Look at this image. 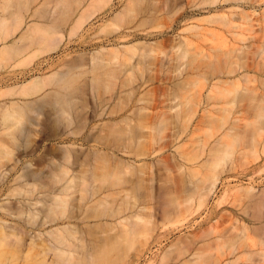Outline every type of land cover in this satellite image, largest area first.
I'll list each match as a JSON object with an SVG mask.
<instances>
[{
    "label": "rangeland",
    "instance_id": "obj_1",
    "mask_svg": "<svg viewBox=\"0 0 264 264\" xmlns=\"http://www.w3.org/2000/svg\"><path fill=\"white\" fill-rule=\"evenodd\" d=\"M24 1L14 0L10 4L19 9L12 5L11 9L25 16L27 22L35 18L33 22L41 24V27L37 26L39 28H36L34 33L27 35L15 45H13L14 39L20 38L23 33L12 38L11 35H7L8 42H6L12 44V48L11 53L2 55L0 60V64L9 67L0 70V105L11 104L9 102L15 99L23 103L24 99L16 97L12 99L9 95V90L13 86L37 75L66 69L67 66L71 68L74 64L72 67L76 68L74 70L71 68L72 72L70 71L71 74L68 75V78H71L69 80L73 81L70 82V86L73 84V87L67 90L70 89L68 93L75 108L70 113V121L73 120V124L67 119L62 120L63 124L59 125L55 115L47 108L46 101H49L48 104L53 103L54 98L57 99L55 93L63 90L53 87L52 82L46 79L41 84L40 96L27 99L29 102L37 100L36 104L33 103L35 109H29L28 112L29 110L21 108L26 114L22 111L19 113V109L20 116L16 114L20 121L15 116L13 118L9 116L12 118L11 122L15 121L13 119L17 120L16 125L19 123L21 125L23 122L20 127H26L29 131L31 129V134L29 133L28 139L24 141V134L14 129L16 128L14 122V128L10 126V122V125L8 124L6 119L8 117L5 118L2 112L4 109L2 110L3 107L0 106V122L7 120L6 126L5 122L0 125L1 128L2 125L6 127L0 128V167L8 171V179L0 187V205L3 206L0 209L2 210L0 219L23 229V232H20V229L16 231L22 233V237H25L23 234L26 232L35 231L37 227L32 225L35 220L38 223L40 218H37L36 214H32L35 217L28 216L29 210L35 213L37 208L30 207L27 202H36L39 198V201L41 199L44 201L46 194L53 196V191L62 185L55 178L60 175L57 172L62 168H68L67 173L70 176L76 173L80 175V179L81 175H85L87 179L96 176L93 178L95 183L90 179L89 182L101 189L99 191L97 187L98 192L96 188L91 187V183L88 184L91 189L87 185L86 188L83 184L88 180L83 176L81 181L77 176L75 179L80 181V185L75 182L79 189L77 185L74 188L92 193L96 190L98 193L95 192L96 195H93L90 192L91 195L86 194L87 198L85 194V197L82 195L85 192L78 194L76 189L69 190L72 191L68 193L72 196L68 201L70 203H67L70 205L65 206L64 202L59 206L54 205L59 209L53 206V210L48 213L52 214L53 211L56 216H52V220L49 217L51 215L46 216L52 221L49 227L70 224V229L72 227L74 232L68 231L75 233L74 237L79 236L78 240L75 238L76 242H72L70 237L68 239L71 235L70 233L68 235V231L65 233V238L67 237L69 243L67 245L71 242L74 249L75 244L77 249L79 247L76 252L74 251L78 254L72 252L74 249L71 245L67 247L70 254H75L74 256L83 262L82 264L85 263L86 257L93 259L91 252L94 253L92 257L95 256L96 261L93 259L94 261L90 262L93 261L95 264H212L211 261L217 264H264L257 256L250 258L241 250L234 252L232 247L226 244L236 234L242 233L243 226L244 232H250L251 239L247 242L250 245H257L259 238L254 235L253 227L264 226V118H259L261 114L264 115V108L261 107L264 106V0H112L102 8L101 2H96L98 0H49L46 5L44 4L46 0H27V4H23ZM90 3L92 6L88 8ZM99 4L100 9L96 8ZM57 5L65 10L60 15H57L60 11ZM67 5H69L68 9H66ZM71 5L74 7V20L70 23L66 21V16L69 13L70 19ZM55 6L59 9L55 14L58 17L53 14L56 21L52 20L53 17L50 20L53 24L56 23V26H53L52 21L44 24L39 20L41 16L44 18L45 12L51 15L49 11L54 10ZM42 8L43 10L45 8V12ZM91 11L93 15L88 19ZM119 13L122 14L118 16ZM6 16L9 17V14ZM78 18L85 22H80L83 27L75 28L74 25L79 23ZM75 22L78 23L74 24ZM47 28L50 30L52 28L55 32L52 34V30L50 32ZM71 28H75L76 31L77 28L79 29L75 35L69 37V32L73 31ZM55 36L68 41L62 42L59 46L54 43H59L55 41ZM54 45L59 47L55 52L52 50ZM123 45L130 46L129 51L124 49ZM103 48L106 50L102 52L101 57L99 55L100 60H95L97 61L95 64L90 53ZM184 51L190 53L187 59L182 58ZM56 54L59 55L58 59L53 63L51 61L41 73H36L27 79L22 78L34 67ZM113 59L118 62L115 60L116 62L113 63ZM67 72L70 73L66 69ZM44 95L48 96L42 100ZM40 104L45 109L41 110ZM190 105L194 108L192 113L196 114L188 113ZM259 110H263V113ZM144 115L147 116L146 120ZM188 115L191 117L187 118ZM263 115L261 116L264 117ZM2 117L4 121L1 120ZM139 121L142 126H139ZM234 122L235 126L232 125ZM8 125L12 129H8L10 128L7 127ZM136 126L141 128L142 133L139 128L135 129ZM54 129L58 131L54 132ZM73 130L77 134L71 132ZM70 132L76 136L72 137ZM12 136L16 137L14 139L17 141H14ZM26 141H30L29 144ZM69 145L77 147L69 148L67 147ZM65 152L69 155L68 158L63 156L64 160L60 155ZM226 152L231 154L228 156ZM28 163L32 164L29 169L36 173L38 180L35 175L36 180L34 177V181L30 179L32 175L27 177L28 181L27 178L24 181L26 176L24 168H28ZM128 164L133 166L126 173L124 169ZM208 164L211 167L213 165L212 169L207 167ZM52 168L56 169L54 171L60 169L55 172L56 176L52 174ZM90 172L93 176H90ZM212 172L217 173L216 176ZM49 174H52L51 177ZM210 175L219 177V183L211 197L207 188H211L213 183L211 181L216 178L212 179ZM74 176L72 175L73 178ZM106 177H109L108 180ZM83 179L84 183H82ZM98 179H101V183L97 182ZM56 181L58 186L57 183L53 184ZM102 186L106 189H102ZM18 189L27 192L23 191L21 195ZM248 191L250 193H247ZM203 193L206 195L204 196ZM7 194L11 195L6 199ZM63 195L66 196L64 192ZM81 195L87 198L83 208L82 202L79 201L83 199H79ZM92 195L95 198H92ZM63 199L67 198L63 197ZM79 203L80 206L77 205ZM6 205L7 208L12 205L9 208L11 214L14 212L12 215L9 214L10 211L7 212V208L4 207ZM18 206L23 209L20 211ZM54 209L57 210L55 213ZM135 214L138 219L145 218L143 222L140 219L139 223L136 222L140 226L135 225L137 218L131 219L132 215L136 217ZM32 218L34 221L30 222ZM126 218L129 220L126 221ZM48 219L46 218V221ZM50 220L47 222H51ZM121 220L124 221V225H117L123 222ZM131 221L135 225L132 233L125 228L131 225L129 224ZM29 222L33 223L30 226L24 225ZM37 223L34 224L38 226ZM247 227L248 230H245ZM0 232H3L2 237L0 236V239L2 238L0 264H43L40 256L41 247L36 243L37 241L33 243L26 238L29 241L27 242L21 238L19 240L23 241L17 242L12 238L8 239L9 237H6L7 241L6 239L3 241L5 231L2 229ZM10 237L16 239L15 235ZM103 239L107 240L105 241L107 243H104L106 247L101 243ZM77 241L82 244L77 246L79 244ZM244 244L247 245L246 242ZM86 245L88 253L80 250V246L81 249L86 250L83 247ZM68 248H64L67 253ZM252 248L258 250L257 246ZM51 254L48 259L52 260L53 264L62 263L63 260L59 259L60 255L58 260L54 261L53 256L56 254L52 256ZM69 255L66 254L64 257L67 258ZM71 259L68 258L69 261L64 259L65 264H70L69 262L74 260ZM80 261L76 262L81 264ZM47 262L51 263L49 260Z\"/></svg>",
    "mask_w": 264,
    "mask_h": 264
},
{
    "label": "bare ground",
    "instance_id": "obj_2",
    "mask_svg": "<svg viewBox=\"0 0 264 264\" xmlns=\"http://www.w3.org/2000/svg\"><path fill=\"white\" fill-rule=\"evenodd\" d=\"M12 1V2H11ZM13 1L14 0H1L0 1V42L2 43V45H1V47H0V60H1V56L2 55H4V54H7V53H11V48H12V44H10V43H7L8 41H7V39H8V34L9 35H11V38H12V36L13 37H15L17 34H21L22 35V33H23V35L20 37V38H17L16 40L14 39V44L13 45H15L16 43H18L20 40H22L23 38H25L27 35H29V34H31V33H34L36 30V28H39V27H41V24H36V22L34 23L33 22V20L35 19H32V21H25L27 18L25 17V16H23V15H20L19 14V12L17 11V13L16 12H13V9H11V5L12 6H14L13 4H10V3H13ZM26 1L27 0H25L24 2H23V4H25L26 3ZM34 1V0H33ZM80 1H82V0H80ZM84 1V0H83ZM87 1V0H86ZM91 1V0H90ZM99 1L101 2V5L102 6H100V4L99 5H97L96 6V8L97 7H104V6H106L107 4H109V3H111L112 2V0H98V1H96V2H98L99 3ZM209 1V0H208ZM17 2H18V0H17ZM16 2V3H17ZM21 2V1H20ZM93 2V1H92ZM79 3V2H78ZM180 3V2H179ZM27 4V3H26ZM29 4H30V1H29ZM61 4V3H60ZM80 4H81V2H80ZM93 4V3H92ZM94 4H95V1H94ZM9 5H10V8H9ZM21 5V4H20ZM17 6V5H16ZM88 8H90V6H92L91 5V3H90V5L88 4ZM15 7V6H14ZM57 7L59 8V5H57ZM79 7H80V5H79ZM100 7H99V9H100ZM16 8V7H15ZM14 8V10L16 11V9L18 10L19 8L17 7L16 9ZM56 8V6H55V9L54 10H52V11H49L50 13H51V18L56 14V11L57 10H59L60 9V11H58L59 13H57V15H60V13L62 14L65 10H63L62 8ZM88 8H86V9H88ZM29 9V8H28ZM39 9V8H38ZM67 9V8H66ZM98 9V10H99ZM40 10V9H39ZM62 10V11H61ZM91 10V9H90ZM92 10H94V8H92ZM21 11V10H20ZM125 11V10H124ZM24 12V11H23ZM22 12V13H23ZM41 12H42V10L40 11V14H41ZM45 12V11H44ZM43 12V13H44ZM92 12L93 11H91L90 13H91V16H88L89 18L88 19H90L91 17H92ZM159 12V11H158ZM28 13V12H27ZM39 13V12H38ZM95 13V12H94ZM125 13V12H124ZM7 14H9V17L8 16H6ZM28 14H30V13H28ZM45 14H46V12H45ZM48 14V13H47ZM54 14V15H53ZM122 13H119L118 14V16L119 15H121ZM57 15H55V16H57ZM29 16V15H28ZM34 16V15H33ZM33 16H31V18H33ZM40 15H38V17H39ZM54 16V17H55ZM62 16V15H61ZM64 16V15H63ZM62 16V17H63ZM117 15H116V17H118ZM35 17V16H34ZM52 18V20L54 19L55 20V18ZM58 17V16H57ZM56 17V18H57ZM62 17H60L59 16V18H62ZM42 18V16L40 17V19ZM50 18V19H51ZM79 19V21L78 20H76V21H78L79 23L80 22H85V20H82L81 18H78ZM81 19V20H80ZM87 19V20H88ZM36 20V19H35ZM52 20H50V22L52 21ZM60 20H62V19H60ZM60 20H58V22L60 21ZM56 21V20H55ZM62 22V21H61ZM60 22V23H61ZM77 22V23H78ZM83 22V23H84ZM76 22L74 23V24H77ZM77 24L76 26L74 25V27L76 28L77 26H81V27H83V25H82V23H80V24ZM114 23V22H113ZM45 24V23H44ZM47 24V23H46ZM52 24H53V21H52ZM52 24H51V26H52ZM56 24V23H55ZM55 24H53V26H56ZM153 24V23H152ZM109 25V24H108ZM111 25V24H110ZM109 25V26H110ZM37 26H39V27H37ZM50 26V25H49ZM50 26V27H51ZM52 26V27H53ZM109 26H107L106 25V27H109ZM44 27H46V26H44ZM47 27H48V25H47ZM57 27H59V26H57ZM73 27V26H72ZM81 27H79L80 29H81ZM105 27V28H106ZM75 28L73 29V28H71V30L73 29V31H71V33L69 32V37L70 36H73V35H75V33H77V31H78V29L79 28H77V31L75 30ZM44 29V28H43ZM49 28H47V30H48ZM53 29H54V27H53ZM52 28H51V30H52V32H51V30H50V32L53 34V32H55V30H53ZM56 29V28H55ZM38 30V29H37ZM46 30V31H47ZM21 31V32H20ZM57 31V33H59L58 32V30H56ZM60 31V30H59ZM17 32V33H16ZM47 32H49V31H47ZM56 34V33H55ZM60 34V33H59ZM59 34H57V35H59ZM214 34V33H213ZM4 35H6V36H4ZM61 36H62V34H60ZM59 35V37H61ZM64 36V35H63ZM7 37V38H6ZM56 37V36H55ZM11 38H9V39H11ZM61 38H63V37H61ZM61 38H58V36L55 38V41H57V42H59V43H56V42H54L55 44H58L59 46H60V44L62 43V42H64L63 41V39H61ZM56 39H58V40H56ZM7 41V42H6ZM66 41H68L67 39H66ZM65 41V42H66ZM208 41H209V39H208ZM12 42V43H13ZM0 43V44H1ZM58 45H57V47L54 45L53 47V49L52 50H54V52H55V50L57 49L58 50ZM62 45V44H61ZM124 47V49H128L130 46H126V45H123ZM56 47V48H55ZM224 47V46H223ZM226 47H228V46H226ZM190 48V47H189ZM56 50V51H57ZM106 49L105 48H103V49H101L100 51H95V52H93V53H90L91 55H90V57L91 58H93L94 59V62H95V60H100L101 58V55H102V52H104ZM134 50V49H133ZM180 50V49H179ZM127 51V50H126ZM128 51H129V49H128ZM135 51V50H134ZM179 52V51H178ZM205 52V51H204ZM131 53V52H130ZM192 53V52H191ZM195 53V52H194ZM136 54V53H135ZM135 54H133V55H135ZM190 53H189V51H184L183 52V54H182V58H185V59H187V57H188V55H189ZM99 55H100V57H99ZM117 55H119V54H117ZM131 55V54H130ZM115 57H117V56H115ZM90 58V59H91ZM97 58H99V59H97ZM136 58V57H135ZM134 58V59H135ZM122 59H124V58H122ZM121 59V60H122ZM184 59V60H185ZM116 60V59H115ZM114 59H113V63L114 62H116ZM77 61H78V59H77ZM77 61H75V63H77ZM93 60L91 59V62H92ZM71 62H73V61H71ZM71 62H69V64H71ZM94 62H92V64H94ZM97 62V61H96ZM96 62H95V64H96ZM118 62V61H117ZM126 62V61H125ZM130 62H132V61H130ZM128 63H129V61H128ZM135 63V62H134ZM69 64H67V65H69ZM98 64V63H97ZM118 64V63H117ZM74 64H72V66H73ZM77 65V64H76ZM75 65V66H76ZM71 66V68L74 70V68H76V67H72ZM78 66V65H77ZM6 67H8V66H6ZM2 63L0 64V70L2 69H5L6 68ZM70 66H67L66 67V69H67V71H71L72 72V69L71 68H69ZM9 68V67H8ZM78 68V67H77ZM66 69H61V70H55V71H53V72H50V73H48V74H45V75H43V74H41V75H37V76H34V77H31L30 79H28V80H26V81H24L22 84H18V85H15V86H13L10 90H9V95L12 97V99L14 98V97H16V98H22V100L24 99V101H22L23 103H21L18 99H15V100H13V102H9V103H11V104H7V103H4L3 104V106L2 105H0V106H2L1 108H2V112H4V116H5V118L6 117H8V118H6L7 120H5V121H7L8 122V124L10 125V123H11V125L10 126H14L15 127V125H16V119H18L19 118V116H20V114L19 113H22V112H24V111H22L23 109H21V108H25L26 110H29V109H32V108H34V106H33V103H37V100L36 101H31V102H29V101H27V99H29V98H34V97H38V96H40V94H41V91H42V88H41V84L42 83H44V81L47 79V80H50V82H52V84H53V87L55 86V87H57V88H61L62 90H63V92H60V90H58L56 93H55V97H57V99L56 98H54L55 100H54V102L53 103H49L48 104V100L46 101V103H47V105H46V103H45V105L47 106V108L49 109V111L51 112V114L53 113L54 115H55V118H56V121L57 122H59V125H61L60 123H62L63 121H66L67 119H69V123H71L72 121H70V117H71V115H70V113H72V111H73V109L75 108L74 106V104H73V102H72V99H71V97H70V89L69 90H67L68 88H70V87H73L72 85V83H73V81H70L69 79H71V78H68V75H70L71 74V72L68 74V72L66 73ZM63 70H65V71H63ZM136 70V69H135ZM130 76V75H129ZM70 77V76H69ZM243 78H244V76H243ZM245 79V78H244ZM69 80V81H68ZM78 80V79H77ZM131 80V79H130ZM247 81H248V79H247ZM70 82H72L71 84V86H70ZM135 83V82H134ZM239 88H238V86H237V90H238ZM245 90V89H244ZM1 91V90H0ZM92 91V90H91ZM247 91V90H246ZM69 92V93H68ZM93 92V91H92ZM76 93V92H75ZM74 93V94H75ZM228 93V92H227ZM230 93V92H229ZM57 95V96H56ZM48 96V95H47ZM46 95H44V96H42L43 97V99L42 100H44V97H47ZM41 97V98H42ZM40 98V99H41ZM41 100V101H42ZM40 101V100H39ZM263 101V100H262ZM261 101V102H262ZM177 102V101H176ZM24 105V106H23ZM41 105V104H40ZM44 105V104H43ZM260 105V104H259ZM38 106H39V104H38ZM191 107L189 108V110H191V112L188 110V113H191L192 115L193 114H196V113H192V110H194V108H193V105H190ZM260 107V106H259ZM259 107H258V109H259ZM261 107H263L264 108V106H262L261 105ZM41 110H42V108H44V107H42V105H41ZM46 108V109H47ZM143 108V107H142ZM193 108V109H192ZM262 108V109H263ZM20 109V110H19ZM35 109V108H34ZM34 109H33V111H34ZM38 109V108H37ZM45 109V108H44ZM47 109V110H48ZM139 109V108H138ZM18 110H19V113H18ZM40 110V109H39ZM174 110V109H173ZM22 111V112H21ZM259 111H261V110H259ZM6 112V113H5ZM28 112H30V110L28 111ZM28 112H27V114H28ZM32 112V111H31ZM138 112V111H137ZM262 113H263V110L261 111ZM19 115L18 117H17V114ZM25 114H26V112H24ZM104 113V112H103ZM187 113V114H188ZM16 114V115H15ZM138 114V113H137ZM190 114V115H191ZM8 115V116H7ZM23 115V114H22ZM103 115V114H102ZM106 115V114H105ZM104 115V116H105ZM140 115H141V113H140ZM148 115V114H147ZM259 115H260V112H259ZM261 115H263V114H261ZM260 115V117L259 118H264V117H262ZM9 116H11L12 118L15 116L16 117V119H13V120H15V121H13L14 123H15V125H14V123L13 122H11L12 121V118H10ZM118 116V115H117ZM139 116V115H138ZM145 116V115H144ZM264 116V115H263ZM146 117L147 116H145V120H146ZM191 117V116H190ZM189 117V115H188V117L187 118H190ZM3 119H1V120H3L4 121V117H2ZM179 118V117H178ZM73 119V118H72ZM129 119V118H128ZM148 119V118H147ZM228 119V118H227ZM63 120V121H62ZM123 120V119H122ZM122 120H120V121H122ZM126 121H127V118L125 119ZM221 120H225V119H221ZM4 121V122H5ZM19 121H20V118H19ZM62 121V122H61ZM124 121V120H123ZM141 121V120H140ZM140 121H139V126H142V124H140ZM220 121V120H219ZM3 122V123H4ZM7 122H5V126L7 125L6 123ZM10 122V123H9ZM67 122V123H68ZM128 122V124H129V121H127ZM142 122V121H141ZM229 122V121H228ZM3 123H1L0 122V125L1 124H3ZM23 123V122H22ZM22 123H21V125H20V123L18 124V125H16V128H14L15 130L17 129V130H19V132H20V134H24L23 135V140L25 141V140H27L28 138V135H29V133L31 134V129H30V131L28 130V129H26V127L24 128V127H20V126H22ZM32 123V122H31ZM68 123V124H69ZM117 123V122H116ZM115 123V124H116ZM144 123V122H143ZM146 123V122H145ZM224 123V122H223ZM226 123V122H225ZM224 123V124H225ZM13 124V125H12ZM55 124H56V122H55ZM63 124V123H62ZM72 124H73V122H72ZM114 124V125H115ZM127 124V123H126ZM127 124V125H128ZM137 124V125H138ZM222 124V123H221ZM229 123H227V125H228ZM235 122H234V124L232 123V125L233 126H235ZM7 126V127H10V126ZM20 125V126H19ZM33 125V124H32ZM39 125V124H38ZM70 125V124H69ZM232 125H231V128H232ZM18 126V127H17ZM58 126V125H57ZM103 126V125H102ZM116 126V125H115ZM114 126V127H115ZM139 126L137 127L136 126V128L135 129H138L139 128ZM220 126H222V125H220ZM223 126H225V125H223ZM222 126V127H223ZM4 126L2 125V128H3ZM19 127L21 128V129H19ZM59 127V126H58ZM221 127V128H222ZM226 127V126H225ZM0 128H1V126H0ZM1 128V129H2ZM4 128H6V127H4ZM44 128V127H43ZM144 128H145V126H144ZM143 128V129H144ZM230 128V129H231ZM8 129H12L11 127L10 128H8ZM47 129V128H46ZM45 129V130H46ZM57 129V128H56ZM141 128H139V131H140V133H142V130H140ZM45 130H44V132H45ZM60 130V129H59ZM69 130H70V128H69ZM131 130V129H130ZM3 131H5L4 129H3ZM11 131H14V130H11ZM36 131V130H35ZM51 131V130H50ZM56 130L54 129V132H55ZM58 131V130H57ZM56 131V132H57ZM62 131V130H61ZM131 131H133V130H131ZM9 132V131H8ZM34 132V131H33ZM37 132V131H36ZM53 132V133H54ZM60 132V131H59ZM58 132V133H59ZM71 132H74V134H77L74 130L73 131H71ZM70 132V133H71ZM7 133V132H6ZM12 133V132H11ZM14 133H16L15 131H14ZM13 133V134H14ZM47 133H49V132H47ZM62 133V132H61ZM69 133V134H70ZM55 134V133H54ZM53 134V135H54ZM57 134V133H56ZM134 134H135V136H136V133L134 132ZM137 134L139 135V132H137ZM0 135H1V133H0ZM2 135H3V132H2ZM51 135V134H50ZM59 135H61L60 133H59ZM71 135H72V137H75L76 135H73L72 133H71ZM71 135H69V136H71ZM142 135V134H141ZM140 135V136H141ZM47 136V135H46ZM57 136V135H56ZM62 136V135H61ZM67 136V135H66ZM139 136V137H140ZM39 137V136H38ZM40 137H42V136H40ZM50 137V136H49ZM51 137H53V136H51ZM59 137V136H58ZM94 137V136H93ZM126 137V136H125ZM138 137V136H137ZM137 137H135L136 139H137ZM14 138H16V137H14ZM13 138V136H12V139L15 141H17V139H14ZM11 139V140H12ZM46 139V138H45ZM44 139V140H45ZM73 139H75V138H73ZM87 139V138H86ZM85 139V140H86ZM89 139H93V138H89ZM139 139V138H138ZM95 140V139H94ZM89 141H91V140H89ZM27 142V141H26ZM28 142H30V141H28ZM27 142V143H28ZM42 142H44V141H42ZM65 142V141H64ZM73 142V141H72ZM92 142H93V140H92ZM140 143V142H139ZM29 144V143H28ZM72 144V143H71ZM76 144V143H75ZM109 144V143H108ZM119 144V143H118ZM141 144H143V143H141ZM74 146V145H73ZM72 145L70 146H67V147H73ZM231 146V145H230ZM66 147V146H65ZM74 147H77V146H74ZM73 147V148H74ZM140 147V146H139ZM224 147H225V145H224ZM227 147V146H226ZM62 148H63V146H62ZM108 148H110V147H108ZM228 148V147H227ZM232 148V147H231ZM65 149H67V148H65ZM142 150V149H141ZM145 149L143 148V151H144ZM223 150H227V149H223ZM231 150L232 149H230V152H231ZM75 151V150H74ZM99 151V150H98ZM222 151V150H221ZM220 151V152H221ZM225 151H222L223 153L225 152ZM228 151H229V149H228ZM94 153V152H93ZM97 153V152H96ZM100 153V152H99ZM145 153V152H144ZM227 153V152H226ZM95 154V153H94ZM106 154V153H105ZM136 154H137V152H136ZM228 154H231V153H227V155ZM67 155H69L68 154V152H65L63 155H60L62 158L61 159H64L65 158V156L68 158V156ZM108 155V154H107ZM139 155V154H138ZM142 155H144L143 153H142ZM63 156H64V158H63ZM80 156V155H79ZM95 156V155H94ZM221 156H223V155H221ZM229 156V155H228ZM70 157V156H69ZM77 157V156H76ZM97 157H98V155H97ZM96 157V158H97ZM113 157V156H112ZM147 157V156H146ZM225 157V156H224ZM79 158V157H78ZM95 158V159H96ZM138 159V158H137ZM53 160V159H52ZM65 160V159H64ZM74 160H76V158H74ZM112 160V159H111ZM76 161H79L78 159L76 160ZM121 161V160H120ZM113 162H114V160H113ZM119 162V161H118ZM122 162V161H121ZM221 162V161H220ZM53 163V162H52ZM55 163V162H54ZM76 163H78V162H76ZM116 163H117V161H116ZM116 163H114L115 165H116ZM127 163V162H126ZM133 163V162H132ZM29 164V163H28ZM27 164V166H28V168H24V170H26V176H24L25 178H24V181L26 180V178L27 177H29V176H32V178L30 177V179H32L33 180V177H34V175L36 174H34V172H32V171H30L31 169H29V167L32 165L31 163V165L29 164L28 165ZM74 164V163H73ZM118 164V163H117ZM148 164V163H147ZM210 164V163H209ZM207 165V167H211L210 165L212 164H210V165ZM53 165V164H52ZM120 165V164H119ZM137 165V164H136ZM218 165H220V163L218 164ZM60 166H61V164H60ZM124 166H126L125 165V162H124ZM123 166V167H124ZM130 166V167H129ZM132 166L133 165H127V167H126V169H124V170H126V171H124V172H126V173H128L130 170H129V168H132ZM144 166V165H143ZM142 166V167H143ZM54 167H56V165H54ZM53 167V168H54ZM57 167H59V165L57 164ZM62 167H64L63 165H62ZM107 167V166H106ZM120 168H122L121 166H119ZM212 167H213V165H212ZM212 167H211V169H212ZM2 167H0V187L7 181V179H8V171H6V169L4 168V170H3V168L1 169ZM52 168V169H53ZM60 168V167H59ZM109 168H111V166L109 167ZM116 168H117V166H116ZM128 168V169H127ZM68 168H65V169H61V170H65L64 172H62L60 169V171L58 170V168H57V171H59V172H57V171H54V170H56V169H53V171H52V174H54L55 176H56V174L58 173V175L60 174L61 176L63 175V177H61L60 175V178H59V176L58 177H55V178H57L56 180L58 181V183H62V185L60 186L59 185V188L57 189V190H55V191H53V196H51V195H49L50 196V198H48L49 196H47V194L46 195H44L46 198V200H44V201H42V199H41V201H39V199H37L38 201H36V202H31V201H29V202H27L28 203V205L30 206V207H32V208H37V212L35 211V213L33 212V211H31V210H29L28 211V209L27 208H29V207H27L26 209H27V211L28 212H30V214H28V212L26 213V214H28V216L31 218V216H32V214L34 215V214H36L35 216L37 217V218H40V219H38V223H37V221L35 222L34 221V218H32V220H30V222L31 221H34V223H37V225L38 226H36V224H34L33 222V225L32 226H35V227H37L36 228V230L35 231H30V232H26V231H24V232H26L25 234H23V235H25V237H22V233H20V232H23V229H20V228H17L18 226L16 225V224H13V226H12V224L11 223H9L7 220H3V219H0V230H4L5 231V233L3 234L4 236L3 237H5V238H3V241H4V239H6V237L8 238V239H10V238H12V240L14 239L15 241H23V240H19V239H21V238H23V239H25V241H27V242H29L30 240L31 241H33V243H35L34 241H37L36 243L38 244H40V247L42 248H40V252H41V257H42V262H43V264H48V260H49V262H51L50 261V259H48L49 258V255L51 254V256L52 255H55L56 256V258H55V256H53L54 257V261H56V260H58V258H59V255H60V260L62 261V263H60V264H65V261H66V259L68 260V258H69V260L71 259L70 257H72V259L71 260H73L72 262L70 261L69 263L71 264H75L74 262H76V261H80L78 258H76L75 256V254H78V252L77 253H75L78 249H79V247H78V249H77V247H76V244H75V249L73 248V243H71L70 241V245H71V247L74 249L72 252L73 253H75V254H70V250H69V248L67 247V246H70V245H67V244H69L68 243V240L65 238V233L69 230V231H73L74 232V230H72V227H71V229H70V224H62V225H58V226H56L55 228H53V227H49L51 224H52V216L54 217V215L55 214H53V211H52V214H51V212L50 213H48L50 210H53V206L54 205H58L59 206V204H61V203H65V206L66 205H70V204H67V203H70V202H68V201H70L69 199L72 197L71 195L69 196V194L72 192V191H70L69 192V190H75L76 188H74V187H76V185L78 184V185H80L79 184V182L80 181H78V179H80L79 178V176L80 175H76V173H72L71 174V176H70V174H68L67 172L69 171V169L67 170ZM115 169V168H114ZM217 169V168H216ZM3 170V171H2ZM110 170V169H109ZM140 170V169H139ZM94 171V170H93ZM114 171V170H113ZM146 171V170H145ZM55 172H57V173H55ZM62 172V173H61ZM82 172V171H81ZM111 172H112V169H111ZM121 172V171H120ZM141 172V171H140ZM63 173H65V174H63ZM92 173H95V172H92ZM102 173V172H101ZM110 173V172H109ZM122 173V172H121ZM136 173V172H135ZM213 173V172H212ZM23 174H24V171H23ZM51 174V175H52ZM69 176H68V175ZM79 174H81L80 172H79ZM90 174H91V172H90ZM123 174H125V173H123ZM141 174V173H140ZM144 174V173H143ZM196 174V173H195ZM215 174H217V173H213V175H215ZM50 175V174H49ZM51 175L49 176V177H51ZM72 175L74 176V175H76V176H74V178L72 177ZM89 175V174H88ZM87 175V177L89 178V176ZM96 175V174H95ZM78 176V179L76 178L75 179V177H77ZM83 176H85V175H81V181H82V178H84ZM90 176H93L92 174L90 175ZM112 176V175H111ZM211 177H212V175H210ZM216 176V175H215ZM35 177L37 178V176L35 175ZM34 177V178H35ZM110 177V176H109ZM108 177V178H109ZM113 177H114V175H113ZM120 177V176H119ZM118 177V178H119ZM142 177V176H141ZM144 177V176H143ZM209 177V176H208ZM23 178V177H22ZM21 178V179H22ZM36 178L34 179V180H36ZM46 178H48V177H46ZM55 178H54V181H55ZM92 179L93 178H96V176H93V177H91ZM91 178H89L92 182H94L95 183V179H91ZM107 178V177H106ZM108 178H107V180H108ZM112 178V177H111ZM111 178H110V180H111ZM127 178V177H126ZM214 178H216V179H214ZM89 179H87L86 178V176H85V180H88V181H86L85 182V180L82 182V183H84L85 182V184H83V186H85L86 187V185L88 186V184H90L91 182H89L90 180ZM174 179V178H173ZM211 179V178H210ZM212 179H214V181H211V182H213L211 185V188H207V190L209 191L208 193H209V196L211 195H213L214 194V190L217 188V185H218V181H219V177L217 178V177H212ZM33 180V181H34ZM37 180H38V178H37ZM75 180H77V181H75ZM137 180V179H136ZM27 181H28V178H27ZM52 181V180H51ZM57 181L56 182H52L53 184H56L57 183ZM100 182L101 183V179L99 180H97V182ZM113 181V180H112ZM126 181V180H125ZM129 182H130V180H128ZM77 184H76V183ZM88 182V183H87ZM104 182H105V180H104ZM107 182V181H106ZM139 182H141V181H139ZM143 182V181H142ZM169 182V181H168ZM58 183L56 184L57 186H58ZM81 183V184H82ZM103 183V182H102ZM111 183V182H110ZM28 184V183H27ZM92 184V188L93 189H95L96 188V190L98 189L99 191H101V189H100V187L99 186H97V185H95V184H93V183H91ZM126 184V183H125ZM131 184V183H130ZM167 184V183H166ZM77 185V186H78ZM95 185V186H94ZM163 185V184H162ZM172 185V184H171ZM22 186V185H21ZM55 185H53V187H54ZM94 186V187H93ZM119 186H120V184H119ZM122 186H123V184H122ZM127 186V185H126ZM138 186V185H137ZM143 186V185H142ZM166 186H168V185H166ZM52 187V188H53ZM81 188H85V187H82V186H80ZM91 187H90V185L88 186V188H90L91 189ZM98 187V188H97ZM108 187V186H107ZM111 187V186H110ZM144 187V186H143ZM18 188V187H17ZM21 188V187H20ZM23 188V187H22ZM51 188V190H53ZM87 188V187H86ZM105 189H106V187H104ZM103 188V186H102V189H104ZM109 188V187H108ZM119 188V187H118ZM138 188V187H137ZM78 189H79V186H78ZM78 189H76L77 191H78ZM90 189H89V191H90ZM113 189V188H112ZM141 189V188H140ZM139 189V190H140ZM169 189V188H168ZM170 189H172L171 187H170ZM202 189V188H201ZM251 189V188H250ZM21 189H18V191H20ZM67 190V191H66ZM96 190H95V192H96ZM97 190V191H98ZM109 190H111V189H109ZM204 190V189H203ZM206 190V191H207ZM249 190V189H248ZM14 191V190H13ZM15 191H17V190H15ZM23 191H25L24 189H23ZM23 191H20V193L19 194H21V195H23ZM29 191V190H28ZM60 191V192H59ZM86 191H88V190H79L77 193L79 194V192H80V194L82 193V192H85V193H82V195H83V197H85L84 196V194L86 195H91V193L90 192H86ZM93 192H94V190H92ZM98 191V192H99ZM107 191H108V189H107ZM141 191V190H140ZM167 191V190H166ZM25 192H27V191H25ZM30 192V191H29ZM48 192H50L49 190H48ZM59 192V193H58ZM62 192V193H61ZM63 192H64V194L66 195V194H68V196L66 195V196H64L63 195ZM74 192V191H73ZM94 192V193H95ZM98 192H96V193H98ZM15 193H17V192H15ZM62 194L61 196L59 195V194ZM89 193V194H88ZM94 193H92L93 195H96V193L94 194ZM247 193H250L249 191L247 192ZM3 194V193H2ZM18 194V193H17ZM16 194V195H17ZM50 194V193H49ZM75 194V193H74ZM168 194V193H167ZM206 194H207V192H206ZM205 194V195H206ZM11 195V194H10ZM10 195H8L7 194V196L5 197L6 199H7V197H9ZM14 195V194H13ZM12 195V196H13ZM77 195V194H76ZM75 195V196H76ZM82 195L80 196V198L79 199H81V198H83L82 197ZM87 195H86V197H87ZM92 195V198L94 197ZM114 195H115V193H114ZM118 195V194H117ZM163 195H164V193H163ZM203 195H204V193H203ZM204 195V196H205ZM17 196H20V195H17ZM104 196V195H103ZM108 196V195H107ZM148 196V195H147ZM162 196V195H161ZM203 196V197H204ZM210 196V197H211ZM63 197H66L67 199H63ZM74 197V196H73ZM109 197H110V195H109ZM119 197V196H118ZM130 197V196H129ZM128 197V198H129ZM132 197V196H131ZM134 197V196H133ZM155 197V196H154ZM153 197V198H154ZM207 197H208V195H207ZM38 198V197H37ZM78 198V197H77ZM76 198V199H77ZM88 198V197H87ZM87 198H83L82 200H84V202L82 201V200H79L80 202H82V204L81 203H79V204H77V205H79L80 206V204H81V206H82V208H83V206L85 205V204H83V203H87ZM91 197L89 198L90 200L92 199ZM95 198V197H94ZM107 198V197H106ZM139 198V197H138ZM164 198V197H163ZM166 198V197H165ZM28 199H30V198H28ZM85 199H86V201H85ZM134 199V198H133ZM143 199V198H142ZM162 199V198H161ZM31 200V199H30ZM35 200V199H34ZM67 201V202H66ZM21 202H23V201H21ZM20 202V203H21ZM99 202V201H98ZM98 202H97V204H98ZM132 202H133V200H132ZM6 203H11V202H6ZM72 203H75V202H72ZM107 203V202H106ZM135 203V202H134ZM12 204V203H11ZM17 204H19V202L17 203ZM96 204V203H95ZM110 204V203H109ZM27 205V204H26ZM41 207H40V206ZM63 205V204H62ZM62 205H60V206H62ZM73 205V204H72ZM71 205V206H72ZM12 206V205H11ZM10 206V207H11ZM17 206V205H16ZM40 208H39V207ZM58 206H54L55 208H57V210L59 209V207ZM75 206H76V204H75ZM103 206V205H102ZM1 207L3 208V206L2 205H0V209H1ZM5 208H7V205L6 206H4ZM10 207H8L6 210H7V212H9L10 211ZM24 207H26V206H24ZM63 207H64V205H63ZM62 207V208H63ZM68 207V206H67ZM105 207H107V206H105ZM108 207H109V205H108ZM107 207V208H108ZM17 208V207H16ZM18 208H19V206H18ZM17 208V209H18ZM39 208V209H38ZM66 208V207H65ZM73 208H74V206H73ZM106 208V209H107ZM113 208V207H112ZM116 208V207H115ZM120 208V207H119ZM9 209V210H8ZM13 208H11V210H12ZM20 209V211H21V209H23V207H21V208H19ZM98 209H100V207L98 208ZM110 209V208H109ZM142 210H143V208H141ZM55 210L56 209H54V213H55ZM56 210V211H57ZM62 210V209H61ZM65 210H67V209H65ZM72 210V209H71ZM74 210V209H73ZM75 210H76V208H75ZM82 209L80 208V210L79 211H81ZM118 210V209H117ZM126 210V209H125ZM134 210H135V208H134ZM141 210V211H142ZM146 210V209H145ZM25 211V210H24ZM60 211V210H59ZM63 211V210H62ZM61 211V212H62ZM78 211V212H79ZM102 211V210H101ZM108 211V210H107ZM0 212H2V210L0 211ZM6 212V211H5ZM60 212V213H61ZM68 212V211H67ZM77 212V211H76ZM87 212V211H86ZM94 212V211H93ZM106 212V211H105ZM167 212V211H166ZM4 213V212H3ZM14 213V212H13ZM12 213V214H13ZM48 213V214H47ZM137 213V212H136ZM9 214H11V211H10V213ZM11 214V215H12ZM24 214V213H23ZM47 214V215H46ZM57 214V213H56ZM64 214H65V211H64ZM70 214V213H69ZM117 214V213H116ZM158 214V213H157ZM25 215V214H24ZM49 215H51V216H49ZM72 215V214H71ZM79 215V214H78ZM121 215V214H120ZM136 215V214H135ZM145 215V214H144ZM27 216V215H26ZM35 216H32V217H35ZM46 216H49L50 218H51V220H50V218L48 219V217H46ZM56 216V215H55ZM66 216V215H65ZM75 216V215H74ZM141 216V215H140ZM153 216H154V214H153ZM205 216V215H204ZM29 217H27V219H30ZM87 217V216H86ZM105 217V216H104ZM144 217V216H143ZM168 217V216H167ZM36 218V219H37ZM46 218L48 219V220H50L51 222H47L46 221ZM56 218V217H55ZM88 218V217H87ZM135 218H137V219H135L136 221H135V225L136 226H140L139 224H136V222H138L139 221V219H138V217H137V215H136V217H134V215H132V217H131V219L132 220H134ZM26 219V218H25ZM25 219H23V220H25ZM54 219V218H53ZM82 219H84V218H82ZM106 219V218H105ZM145 219V218H144ZM144 219H140V220H142V222H143V220ZM158 219V218H157ZM55 221L57 220L58 221V219H54ZM53 220V224H55L56 222ZM124 220V219H123ZM123 220H121V221H123ZM126 221L127 220H129L128 218H126L125 219ZM25 221H29V220H25ZM24 221V222H25ZM40 221V222H39ZM67 221V220H66ZM85 221V220H84ZM125 221V222H126ZM147 221V220H146ZM161 221V220H160ZM28 223V224H24L25 226H30L32 223ZM120 222V221H119ZM118 222V223H119ZM133 221H131V222H129V224H131V225H128L129 227H125L126 228V231H128V229H129V231H131V233L132 232H134V230H135V225L132 223ZM163 222V221H162ZM51 223V224H50ZM63 223H65V222H63ZM123 223V224H122ZM122 223H119V224H117V225H124V221L122 222ZM139 223V222H138ZM50 224V225H49ZM104 224V223H103ZM126 224V223H125ZM132 224H133V227H131L132 226ZM144 224V223H143ZM17 227H16V226ZM18 225H19V223H18ZM21 225V224H20ZM109 225H112V224H109ZM150 225V224H149ZM247 225V224H246ZM246 225H244V226H246ZM15 226V227H14ZM25 226H22V227H24L25 228ZM31 226V227H32ZM100 226V225H99ZM143 226V225H142ZM153 226V225H152ZM35 227H33V228H35ZM249 227V226H248ZM248 227H247V229H245V230H248ZM90 228V227H89ZM124 228V229H125ZM128 228V229H127ZM132 228H133V230H132ZM250 228V227H249ZM18 229H20V232H16V231H18ZM101 229V228H100ZM112 229V228H111ZM22 230V231H21ZM136 230H138V229H136ZM242 233H239V234H236L234 237H232L230 240H228V242H226V244H228V246L229 247H232V249L234 250V252H237L238 250H241V251H243L245 254H247L248 256H250V258L252 257V258H254L255 256H257L258 257V259L260 260V261H263L264 262V237H262L263 235H264V226H262V227H257V228H254L253 227V230H254V235L256 234L257 235V237L259 238V243L256 245H250L249 244V242H247V241H249L250 239H251V237H250V232L248 233L247 231L246 232H244V228H243V226H242ZM29 231V230H28ZM68 231V235H69V233L71 234V235H69L68 236V239H69V237H70V240H72V242L73 241H75L76 242V240H74L75 238L77 239L78 237L77 236H73L74 234H73V232H69ZM82 231V230H81ZM104 231V230H103ZM241 231V230H240ZM15 232H16V234H15ZM77 232V231H76ZM261 232V233H260ZM1 233V232H0ZM3 233V232H2ZM2 233L0 234V236L2 237ZM102 233L103 232H101V235H102ZM107 233V232H106ZM116 233V232H115ZM112 234V233H111ZM136 234V232L134 233V235ZM13 235H15L16 236V239L15 238H13V237H10V236H13ZM76 235H78V234H76ZM100 235V236H101ZM104 235V234H103ZM113 235H114V233H113ZM128 235V234H127ZM133 235V236H134ZM141 235V234H140ZM106 236V235H105ZM112 236V235H111ZM113 237V236H112ZM127 237V236H126ZM131 237V236H130ZM26 238L27 239H29V241L28 240H26ZM73 238V239H72ZM120 238V237H119ZM18 239V240H17ZM109 239H110V237H109ZM128 239V238H127ZM131 239V238H130ZM261 239V240H260ZM1 241H2V238L0 239ZM11 240V239H10ZM78 240V239H77ZM5 241H7V239L5 240ZM24 241V242H25ZM87 241V240H86ZM104 241V242H103ZM105 241H107L106 239H103V240H101V243H107V242H105ZM141 241V240H140ZM26 242V243H27ZM80 242H81V239H80ZM80 242L79 241H77V243H79V244H77V246L78 245H81L80 244ZM84 242V241H83ZM122 242V241H121ZM120 242V243H121ZM247 243V245L246 244H244V243ZM6 243V242H5ZM32 242H31V244H33ZM137 243V242H136ZM139 243V242H138ZM28 244H30V243H28ZM105 244H104V246H105ZM123 244H124V242H123ZM243 245H245V246H243ZM65 246V247H64ZM195 246V245H194ZM252 246H257V248H258V250H254L253 248H252ZM38 247V246H37ZM70 247V248H71ZM81 247L82 246H80V250H82L83 252L84 251H86L85 253H88V251H87V249L88 248H86L87 247V245L86 246H83L84 248H86V250H83V249H81ZM103 247V246H102ZM106 247V246H105ZM173 247H174V245H173ZM184 247V246H183ZM64 248H68V253H67V251L64 249ZM71 248V249H72ZM104 248V247H103ZM123 248H124V246H123ZM176 248V247H175ZM174 248V249H175ZM118 249V248H117ZM76 250V251H75ZM169 250V249H168ZM167 250V251H168ZM75 251V252H74ZM82 251H80V252H82ZM92 251V250H91ZM98 251V250H97ZM157 251V250H156ZM170 251V250H169ZM240 251V252H241ZM39 252V251H38ZM82 252V253H83ZM171 252V251H170ZM180 252V251H179ZM183 252V251H182ZM54 253V254H53ZM90 253V252H89ZM92 253L93 252H91V258H93V259H95L94 257H92ZM122 253V252H121ZM157 253V252H156ZM166 253H169V252H166ZM66 254H70V255H72V256H67V258H65L64 257V255L66 256ZM81 254V253H80ZM84 254V253H83ZM94 254V253H93ZM101 254V253H100ZM104 255H105V253H103ZM102 254V255H103ZM75 255V256H74ZM82 255V254H81ZM88 255V254H87ZM86 255V256H87ZM122 255V254H121ZM85 256V257H86ZM98 256V255H97ZM106 256V255H105ZM53 257L51 258V259H53ZM64 257V259H65V261H64V259H62ZM74 257V258H73ZM77 257H79L78 255H77ZM125 257V256H124ZM181 257V256H180ZM195 257V256H194ZM76 258V259H75ZM81 258V257H80ZM87 258H90V257H86V260L84 261L85 263L84 264H92V263H94L93 261V259H87ZM196 258V257H195ZM40 259V258H39ZM78 259V260H77ZM168 259V258H167ZM68 260V261H69ZM82 261L84 260L83 259V257H82V259H81ZM91 260H93L92 262H90ZM98 260V259H97ZM210 260V259H209ZM255 260H257V259H255ZM61 261H57V262H61ZM95 261H96V259H95ZM100 261V260H99ZM194 261V260H193ZM197 261V260H196ZM53 262V261H52ZM51 262V263H52ZM51 263H49V264H51ZM80 263L82 264L83 262H81L80 261ZM210 263H212V264H214V263H216L215 261L214 262H210ZM53 264V263H52ZM54 264H59V263H54ZM67 264V263H66ZM76 264H79L78 262H76ZM95 264V263H94ZM217 264V263H216Z\"/></svg>",
    "mask_w": 264,
    "mask_h": 264
},
{
    "label": "built area",
    "instance_id": "obj_3",
    "mask_svg": "<svg viewBox=\"0 0 264 264\" xmlns=\"http://www.w3.org/2000/svg\"><path fill=\"white\" fill-rule=\"evenodd\" d=\"M58 57H59V55L56 54L53 57L46 59L45 61H43L38 66L34 67L31 71L27 72L25 74V77H22V78L27 79L36 73H41L43 70L46 69V67L49 66V64H51V61L53 63L54 61H56L58 59Z\"/></svg>",
    "mask_w": 264,
    "mask_h": 264
},
{
    "label": "crops",
    "instance_id": "obj_4",
    "mask_svg": "<svg viewBox=\"0 0 264 264\" xmlns=\"http://www.w3.org/2000/svg\"><path fill=\"white\" fill-rule=\"evenodd\" d=\"M48 3H49V0H46L44 4L46 5V4H48ZM68 6H69V5L66 6L67 9H68ZM42 10H43V8H42ZM44 10H45V8H44ZM44 10H43V11H44ZM46 10H50V9H46ZM68 14H69V13H68ZM68 14H67V16H66V21L71 23V22H73V20H74V7H73V5H71V12H70L71 17H70V19H69V15H68ZM50 18H51L50 14H45L44 18L39 19V20L42 21L43 23H49ZM50 23H51V22H50ZM67 31H69V28H67Z\"/></svg>",
    "mask_w": 264,
    "mask_h": 264
}]
</instances>
